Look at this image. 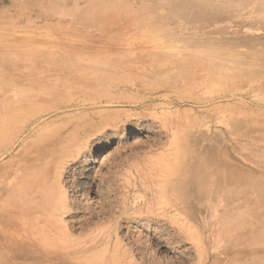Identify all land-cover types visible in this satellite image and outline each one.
I'll use <instances>...</instances> for the list:
<instances>
[{
  "label": "rangeland",
  "instance_id": "obj_1",
  "mask_svg": "<svg viewBox=\"0 0 264 264\" xmlns=\"http://www.w3.org/2000/svg\"><path fill=\"white\" fill-rule=\"evenodd\" d=\"M73 15L66 31L58 22ZM106 33L113 43H94ZM11 36L85 44L124 65L107 71L119 85L110 91L59 89L9 116L17 93L38 89L30 75L12 89L16 70L6 75L11 55L0 50V87L10 85L0 120L13 122L0 125V264H104L116 250L123 264H201V238L218 230V264L264 263V0H0V37ZM213 146L221 176L257 186L220 187L217 205L183 220L172 199L183 169L162 161Z\"/></svg>",
  "mask_w": 264,
  "mask_h": 264
},
{
  "label": "bare ground",
  "instance_id": "obj_2",
  "mask_svg": "<svg viewBox=\"0 0 264 264\" xmlns=\"http://www.w3.org/2000/svg\"><path fill=\"white\" fill-rule=\"evenodd\" d=\"M84 11L85 10H80V12ZM98 12L100 11L95 9L94 14H98ZM65 14H61L60 17L64 18L63 15ZM72 17H74V15ZM74 18H72L70 21H65L64 19L60 21L58 20V23H60L61 21L68 22V27L64 28L67 29L66 31H68L75 27L78 22L77 19ZM82 36H80V42H85L86 40H84ZM5 39L11 40V45H8V48L2 49L1 46H4L2 45V41ZM113 41L114 35H112L111 33H106L98 37V39L94 43L105 45L108 43H113ZM0 44V50L7 54L10 53L9 55H11L7 56L10 61L4 65V71L6 75H8L10 70H16L15 79L11 86L12 89L20 90V82H28V77L25 75L34 77L32 83H34V87L38 89V92H32L24 89L21 93H17L18 98L16 103L13 106L7 108L8 113H10L9 116L23 112V109H25L26 107L29 108L31 106H35V102L42 98H47L48 95H50L52 92H57L59 89L68 93L75 92L87 95V93L100 88L104 90L108 89L110 91L112 85L119 86L113 83L115 79H109V77H106V74H108L107 71H113L115 73L124 65L123 62L121 63L122 59L118 54L116 57H105L104 55L102 56V54H97L95 51H93L92 48H89V46L85 44H82V46H77V44L71 45L68 44L65 40L63 41L62 46L49 47L31 45V47H28L27 45H24L22 42H20L18 38H14L11 36L0 37ZM37 58L38 60H35ZM167 58L168 56L165 57V60L168 61ZM199 63L202 62L200 61ZM45 77H50V84H44V80H46ZM9 86L10 85L0 87V97H8V92L10 91ZM72 93L71 96H74L73 94L75 93ZM99 95L95 96L96 98L89 96L91 99L86 100L89 102H97L100 98L98 97ZM86 98H88V96H86ZM0 109L4 108L0 106ZM9 116L0 120V125L3 128L2 131L4 129H8L13 123L10 121L11 117ZM26 128L27 130L29 128L27 124L25 126H22V128L20 127V129ZM136 138L137 137H135V139ZM173 153L174 157H176L177 159L176 163H169L167 155H165V158L162 161V168L165 172H169L172 170L174 171L177 167L180 168L179 165H181L183 169V173L181 177H179L180 191L172 195V199L175 204L182 205L188 210L186 211L185 209V212H183V210V213H181L182 215H179L183 217V220H185V218L188 219L189 217H193L196 214L198 215L203 211H206V208H208L207 206L214 207L215 205H217L219 203L218 201L220 187L231 189L232 191L239 190L241 192H244L246 188H256L255 186H257L255 182L252 181L248 183L241 182V179L238 178L233 171L227 170V173L223 175L224 177L221 176L219 170L218 149H216V147L214 146L208 148L203 153L195 152L194 154H192V151L187 161L181 160L179 151ZM107 154L108 153H104L105 156ZM258 185L260 186V184ZM262 187H264V185ZM223 201L225 202L224 209L232 211L233 208L237 207V202L239 201V199L237 198L236 194L231 193L225 194L223 196ZM52 205L55 206V209L57 208V210L62 211H64L67 207L66 204L64 205V203H59V201L53 203ZM249 206L250 204L248 203L247 209L250 211ZM171 208L162 209V213L160 215L169 216L170 212L172 211ZM237 216L235 218H238ZM236 222L239 223L238 221ZM236 226L237 225L234 224L231 220V231L234 234L240 232V230ZM216 233H218L217 237L214 234L211 235L210 238L209 236H204L201 238L202 252L206 254V262L201 261V264H208V261L209 264H218L219 262V230ZM207 242L210 243L211 250L207 249L205 251L204 245ZM46 251L47 250L45 249V252ZM123 259V254L119 250H116V253L112 254L110 260L105 261L104 264H123Z\"/></svg>",
  "mask_w": 264,
  "mask_h": 264
}]
</instances>
